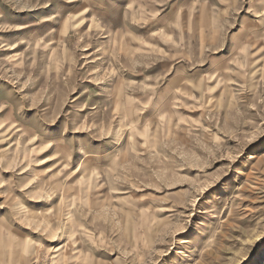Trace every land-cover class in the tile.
I'll list each match as a JSON object with an SVG mask.
<instances>
[{
	"label": "rangeland",
	"instance_id": "374dc122",
	"mask_svg": "<svg viewBox=\"0 0 264 264\" xmlns=\"http://www.w3.org/2000/svg\"><path fill=\"white\" fill-rule=\"evenodd\" d=\"M156 2L0 0V264H264V0Z\"/></svg>",
	"mask_w": 264,
	"mask_h": 264
},
{
	"label": "crops",
	"instance_id": "0c3cea01",
	"mask_svg": "<svg viewBox=\"0 0 264 264\" xmlns=\"http://www.w3.org/2000/svg\"><path fill=\"white\" fill-rule=\"evenodd\" d=\"M157 4L160 5H192L196 3V0H157ZM176 10L174 8H169V14L172 15ZM80 162V161H79ZM79 165V164H78ZM1 213V212H0ZM9 221V220H8ZM12 222V221H9ZM1 223V222H0ZM26 244V243H25ZM8 245L7 239H0V262H6L8 260H13V253L4 251L5 247Z\"/></svg>",
	"mask_w": 264,
	"mask_h": 264
},
{
	"label": "bare ground",
	"instance_id": "6f19581e",
	"mask_svg": "<svg viewBox=\"0 0 264 264\" xmlns=\"http://www.w3.org/2000/svg\"><path fill=\"white\" fill-rule=\"evenodd\" d=\"M56 250H59V249H56Z\"/></svg>",
	"mask_w": 264,
	"mask_h": 264
}]
</instances>
